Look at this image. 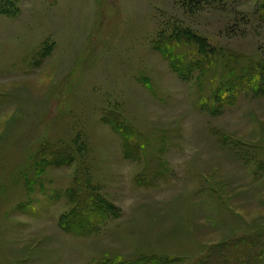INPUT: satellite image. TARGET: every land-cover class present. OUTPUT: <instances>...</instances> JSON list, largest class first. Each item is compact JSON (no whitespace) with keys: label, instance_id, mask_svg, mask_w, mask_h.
I'll use <instances>...</instances> for the list:
<instances>
[{"label":"rangeland","instance_id":"obj_1","mask_svg":"<svg viewBox=\"0 0 264 264\" xmlns=\"http://www.w3.org/2000/svg\"><path fill=\"white\" fill-rule=\"evenodd\" d=\"M211 5L0 0V264H200L264 233V89L243 76L264 0ZM96 195L108 219L65 230Z\"/></svg>","mask_w":264,"mask_h":264},{"label":"trees","instance_id":"obj_2","mask_svg":"<svg viewBox=\"0 0 264 264\" xmlns=\"http://www.w3.org/2000/svg\"><path fill=\"white\" fill-rule=\"evenodd\" d=\"M176 1L188 13L200 12L206 7L212 6L211 4L217 2V0H176ZM191 39H194L195 43L199 46V48L198 47L194 48L195 49L194 52L197 53L199 57H201V59L205 62L206 66L210 65L211 63L209 60H207L206 57L207 48L209 47H207L205 41L192 37ZM161 42L163 43V45L158 44L157 50L164 55H169L168 49L171 48L172 44H170L169 41L164 42V40H162ZM211 51L214 52L213 50ZM197 65L198 63L196 62L195 67ZM178 73L183 77H187L185 76L187 75L185 71L181 70ZM243 76L244 79L246 78V80H249L250 88L264 89V66H258V68L252 65L246 66L245 73ZM223 96L227 97L228 94L224 93ZM108 118H110L109 121H107ZM104 123L109 125L118 134H121L122 132L125 133L124 128L119 124V122H117L115 119L111 117H107L106 119H104ZM125 141L126 142L124 143V149L127 151V156L129 157L131 154L137 151L136 148L137 145H134L132 142H130L131 140H129L128 138H125ZM68 158L70 160H74L73 156H71L70 154L68 155ZM74 194L75 192H71V200L73 202L75 201ZM95 197L96 199L92 202L86 199L83 202H80L82 203V205L78 203L76 209H74L73 211H71L70 213L64 216V219L61 222V226L65 230H69L77 235L87 236L93 234L97 229L96 227L97 222L101 220H107L108 219L107 211L109 212L110 210L113 211L115 209L113 205L105 202L100 196L96 195ZM105 208L107 209V211L105 210ZM94 212L100 213V216H97V218L93 220L89 215ZM263 240H264V233L259 234L256 239H237L234 240L233 242H230L229 244L224 243L218 247V250L212 252L208 257H206L207 259L201 262L200 264H248L246 262L247 260L246 256L239 257V255L243 256L246 255V253L240 254L239 252L242 249H245L248 252L247 256L250 257V260L255 261L258 252L261 251V247L259 246L263 243ZM222 250L226 252L224 253L222 252ZM139 264H147V261H142ZM155 264L158 263L156 262ZM253 264H256V261Z\"/></svg>","mask_w":264,"mask_h":264}]
</instances>
